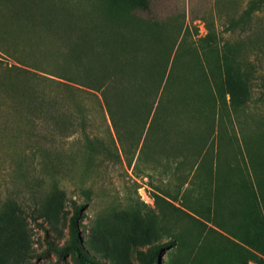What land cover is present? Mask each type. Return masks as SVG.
Segmentation results:
<instances>
[{"label": "rangeland", "instance_id": "rangeland-1", "mask_svg": "<svg viewBox=\"0 0 264 264\" xmlns=\"http://www.w3.org/2000/svg\"><path fill=\"white\" fill-rule=\"evenodd\" d=\"M33 3L27 19L0 0V264H80L72 217L94 264H264V0ZM69 25L129 73L172 72L152 123L121 102L130 164L93 97L52 75L48 30ZM134 29L152 43L122 51Z\"/></svg>", "mask_w": 264, "mask_h": 264}, {"label": "trees", "instance_id": "trees-1", "mask_svg": "<svg viewBox=\"0 0 264 264\" xmlns=\"http://www.w3.org/2000/svg\"><path fill=\"white\" fill-rule=\"evenodd\" d=\"M218 3L219 1H217ZM3 6L5 9L12 7L14 12L15 10L17 12L20 11V15H23L27 19H30L34 14L31 12L34 6L33 0H4ZM22 25H26L28 28L37 26V24ZM50 26H53V24H50ZM40 28L42 29L40 26L36 29ZM48 31L50 35L46 37L50 38L51 48L54 50V57H57L54 60L57 64L59 63L61 65L60 71L54 72L53 70L52 73L57 74L52 75H60L58 78H64L83 88H74L76 91L93 97L92 99L95 101L98 112L101 113L104 119L110 121L116 137L119 140L120 151L127 163L130 164L129 152L124 145V131L120 126L121 122L127 118L126 114L121 111V102L124 99L132 98V102L137 104L142 110V116H144L146 123H152L167 97L168 84L172 72L169 70L166 74L165 70L161 73H159V70H154L160 61L159 59H155L154 64L156 66H153L151 68L152 70L148 68L146 72L138 75L129 73L127 67L133 60L131 61L129 58L122 60L118 57H105L102 50L97 49V46L100 45V47L105 49L113 48V42L95 41L93 27L88 28V31H83L79 27L70 28L69 25L65 31L58 29L55 31L51 28ZM139 31L143 30L134 29V34L138 33L136 35L133 34V38H130L128 42L120 44L122 51H135L140 47L141 41L144 40L147 41L146 44L152 43L150 36H146V33ZM15 60L19 64L26 66L24 60L18 58H15ZM113 62L114 64L112 65L111 63ZM167 62H164L163 65H166ZM172 64L174 63L171 62V66ZM38 67L40 68V66ZM128 89L135 91V95L129 97L126 91ZM81 125H78V127ZM76 129L77 127L74 125L71 131L75 132ZM75 225L76 220L72 217L71 233L73 240L70 248L75 252L80 264H94L76 245L77 229ZM143 264L149 263L145 260Z\"/></svg>", "mask_w": 264, "mask_h": 264}]
</instances>
